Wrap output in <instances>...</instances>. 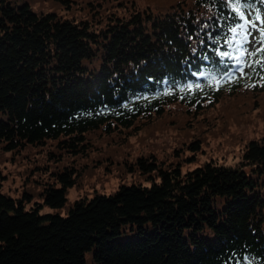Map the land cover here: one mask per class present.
<instances>
[{
    "label": "trees",
    "instance_id": "obj_1",
    "mask_svg": "<svg viewBox=\"0 0 264 264\" xmlns=\"http://www.w3.org/2000/svg\"><path fill=\"white\" fill-rule=\"evenodd\" d=\"M31 1L0 0V150L49 145L59 184L41 193L64 214L0 191V264H264V137L244 142L234 164L210 158L186 172L111 152L105 166L141 168L150 184L66 200L101 163L98 137L118 144L165 112L264 93V0H42L63 14ZM250 8L259 25L246 49L237 42Z\"/></svg>",
    "mask_w": 264,
    "mask_h": 264
},
{
    "label": "rangeland",
    "instance_id": "obj_2",
    "mask_svg": "<svg viewBox=\"0 0 264 264\" xmlns=\"http://www.w3.org/2000/svg\"><path fill=\"white\" fill-rule=\"evenodd\" d=\"M105 1L115 5L117 0ZM124 1L127 4L133 2ZM155 3L156 0L138 1V5L142 6L149 4L154 7ZM31 4L35 10L55 11L60 14L64 12L58 5L42 0H32ZM252 10L250 8L245 13L243 40L237 42H242L246 49H253L257 45L259 22L253 18ZM243 52L244 46H238V54ZM240 67L241 72L248 69L244 65ZM187 113V110L177 108L173 115L165 112L155 116L136 130L126 133L127 139L123 138L118 144L109 136L111 140L105 136L99 141L98 137L97 142H101L99 145L102 144L103 151L93 152L92 159L100 160L101 163L90 166V173L84 175L82 184H73L67 188V202L72 203L83 196L91 197L94 193H108L120 184H129L132 180H138L144 185L150 184V177H143L145 172L142 173L141 168H138L140 173L127 169L124 174H120L114 164L105 166L106 158L112 155L111 152H117L116 160L121 164L131 163L140 155H154L164 162L179 163L181 171L186 172L210 158L225 164H234L244 142L264 137V93L257 96L247 91L225 94L204 111L191 115ZM193 138H200L199 147L187 146V142ZM49 148V145H32L14 152L0 150V191L14 198H23L26 207L35 202L42 203V213L60 211L64 214L63 209L45 203L41 193L47 186V181H56L55 184H59L50 172L60 161L50 156ZM72 157L75 158V155ZM64 160L72 165L71 157ZM84 160L85 164H91V159ZM89 256L87 252L88 262Z\"/></svg>",
    "mask_w": 264,
    "mask_h": 264
},
{
    "label": "snow or ice",
    "instance_id": "obj_3",
    "mask_svg": "<svg viewBox=\"0 0 264 264\" xmlns=\"http://www.w3.org/2000/svg\"><path fill=\"white\" fill-rule=\"evenodd\" d=\"M237 9H234V11H236ZM241 19H243V16H241ZM239 27L243 28V25H239ZM230 31H235V28L230 29ZM230 55L227 52L221 53V56H228Z\"/></svg>",
    "mask_w": 264,
    "mask_h": 264
}]
</instances>
